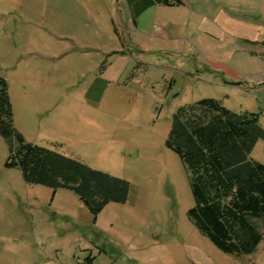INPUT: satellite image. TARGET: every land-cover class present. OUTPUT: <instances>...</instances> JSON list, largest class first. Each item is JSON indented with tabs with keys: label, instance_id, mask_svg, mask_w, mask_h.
<instances>
[{
	"label": "rangeland",
	"instance_id": "1",
	"mask_svg": "<svg viewBox=\"0 0 264 264\" xmlns=\"http://www.w3.org/2000/svg\"><path fill=\"white\" fill-rule=\"evenodd\" d=\"M181 1L179 21L169 25L149 0H0V76L15 128L26 142L129 183L127 199L109 202L94 220L74 191L25 183L6 165L0 135V264H53L69 234L81 253L133 250L150 264L238 257L189 219L187 174L165 139L185 103L219 98L231 110L258 113L264 127V101L205 82L190 9L212 0ZM250 157L264 164V140ZM257 223L262 238L240 258L249 264H264V219Z\"/></svg>",
	"mask_w": 264,
	"mask_h": 264
},
{
	"label": "trees",
	"instance_id": "2",
	"mask_svg": "<svg viewBox=\"0 0 264 264\" xmlns=\"http://www.w3.org/2000/svg\"><path fill=\"white\" fill-rule=\"evenodd\" d=\"M181 2L149 0L168 6ZM0 135L9 147L6 165L17 167L25 183L74 191L93 219L109 202L127 199L125 179L26 142L14 126L8 83L2 76ZM259 139L264 140V127L258 113L231 110L214 97L179 106L165 139L187 174L193 198L189 219L219 250L234 256L252 254L262 238L257 221L264 219V164L250 157Z\"/></svg>",
	"mask_w": 264,
	"mask_h": 264
},
{
	"label": "crops",
	"instance_id": "3",
	"mask_svg": "<svg viewBox=\"0 0 264 264\" xmlns=\"http://www.w3.org/2000/svg\"><path fill=\"white\" fill-rule=\"evenodd\" d=\"M155 5L161 14L170 16L164 18L166 24L179 21V5ZM206 5L190 9V20L195 21L198 31L196 40L202 45L195 63L199 65L202 58L201 67L210 74L205 82L225 93L252 91L258 101H264V0H212ZM69 235L71 238L64 239L65 246L60 245L62 241L57 244L55 253L61 258L56 257L53 264H150L145 255L135 254L133 250L106 252L96 248L97 253L94 250L81 253L82 244ZM63 250L68 255L62 254ZM243 256L246 255L224 263L197 259L190 264H249L248 257L246 261L240 259Z\"/></svg>",
	"mask_w": 264,
	"mask_h": 264
}]
</instances>
